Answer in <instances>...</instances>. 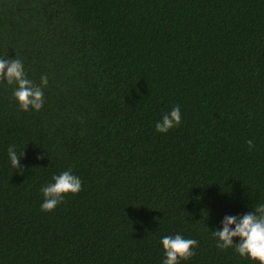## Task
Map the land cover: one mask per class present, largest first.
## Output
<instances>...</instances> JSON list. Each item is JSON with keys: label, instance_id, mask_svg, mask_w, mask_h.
Returning <instances> with one entry per match:
<instances>
[{"label": "trees", "instance_id": "trees-1", "mask_svg": "<svg viewBox=\"0 0 264 264\" xmlns=\"http://www.w3.org/2000/svg\"><path fill=\"white\" fill-rule=\"evenodd\" d=\"M0 58L49 79L27 112L0 81V264H162L176 234L181 264H259L212 232L264 203V0H0ZM69 168L83 190L42 211Z\"/></svg>", "mask_w": 264, "mask_h": 264}, {"label": "clouds", "instance_id": "clouds-1", "mask_svg": "<svg viewBox=\"0 0 264 264\" xmlns=\"http://www.w3.org/2000/svg\"><path fill=\"white\" fill-rule=\"evenodd\" d=\"M9 85H16L13 95L23 111H40L45 104L44 88L49 84L47 74L40 77V84L29 79L21 59L0 58V81ZM182 123L181 106L175 105L171 111L164 114L162 119L156 122L155 129L159 133H168ZM249 150L255 145L252 140L247 141ZM24 152L17 153L15 146L8 148V156L11 165L22 173L24 166H21L20 159ZM38 158L43 159V155ZM53 183L41 188L44 200L40 208L44 212L54 211L64 202L65 196L69 193L75 195L83 190V182L80 177L73 174L72 168L53 175ZM233 225L235 226L233 228ZM216 239V246L220 250L233 248L239 256L258 261L264 264V203L256 204L252 212L241 216L226 215L223 219V228H217L212 232ZM238 237L239 242H234ZM165 252V259L162 264H181L196 255L195 249L199 247L196 239L185 238L182 234L174 236L167 235L161 238Z\"/></svg>", "mask_w": 264, "mask_h": 264}]
</instances>
